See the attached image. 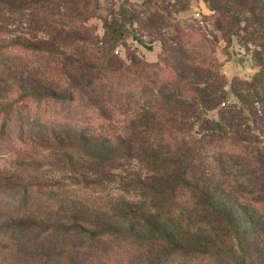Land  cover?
<instances>
[{
  "label": "trees",
  "instance_id": "16d2710c",
  "mask_svg": "<svg viewBox=\"0 0 264 264\" xmlns=\"http://www.w3.org/2000/svg\"><path fill=\"white\" fill-rule=\"evenodd\" d=\"M7 3L11 4L5 11L8 16L21 11L29 15L27 33L39 30L55 37L64 35L65 40L70 41L69 46L74 44L73 37L69 36L77 30L74 23L83 21L82 16L87 18L97 7V0H8ZM239 6L247 13L243 18L244 34L253 40L252 56L261 68L251 80L241 82L249 95L234 90L237 105L221 107L216 112L217 119L201 122L202 136L214 142L213 158L219 164L217 180L207 173L213 161L203 159L202 152L207 151L198 144L200 140H189L183 134L188 131L186 127L194 126L204 112L215 109L224 98V81L214 80L216 84L211 88L206 73L188 75L180 69L173 71V78L160 80L162 105L155 104V107L163 115L159 118L156 113L154 123L157 118V124L161 121L166 124L162 136L168 147H152L146 128L139 127L142 113L135 111L127 116L134 92L140 95L145 92V83L139 82L133 87L116 83L109 91L106 83L101 85L93 79L95 70L102 69L98 65H106L110 71L129 66L112 54V50L122 44L120 37L124 29H109L110 24H107L108 38L101 46L103 53L89 62L90 67L85 68L83 74L80 72L81 79L74 84L76 91L84 90L86 85L98 90L107 88L105 99L100 100L92 93L80 94L74 99L72 93L58 95L52 87L46 91L21 89L19 101L22 98L50 100L60 107L76 102L79 114L91 112V116L94 115L91 121L77 126L71 113L55 117L43 111L30 120L29 126L34 129L49 130V134L60 129L59 133L66 135L62 137L84 143L91 134L100 136L104 146L112 143L109 157L92 154L98 163L90 161L88 151L85 155L73 151L65 153L68 162L82 170L77 176L79 181L86 178V173L94 171L99 176L95 182L102 184L105 180L101 176L104 177L106 170L101 168L110 162H114L113 168L123 172L130 162L136 161L139 165V171L130 173L131 181L119 182L121 187L117 194L100 191L101 196L95 200L87 193L77 195V189L65 184L64 179L48 180L42 192L47 200L40 204L47 206L48 219L24 227L34 230L35 236L45 234L48 241H43L38 251L28 255L33 257L24 264H174L176 261L169 263L173 256L179 258L177 264H199L197 261L202 264H264V0H247ZM232 13L231 18H234L236 9ZM86 56L94 55L88 52ZM132 59L131 56V62ZM141 64L143 68L144 64L157 62ZM221 102L225 106V102ZM105 104L115 106L122 118H115L113 112L106 111ZM1 107L9 110L11 103ZM172 107H175L174 112H171ZM102 126L105 131L100 129ZM250 130H256L258 135L250 136ZM237 165L240 167H233ZM227 167L235 172L243 170L245 184L226 187L229 176H234ZM251 173L255 174V179L248 178Z\"/></svg>",
  "mask_w": 264,
  "mask_h": 264
},
{
  "label": "rangeland",
  "instance_id": "374dc122",
  "mask_svg": "<svg viewBox=\"0 0 264 264\" xmlns=\"http://www.w3.org/2000/svg\"><path fill=\"white\" fill-rule=\"evenodd\" d=\"M244 1L247 0H97L94 12L87 18L82 16L83 21L80 19V23H74L77 30L69 33L74 44L69 46L70 41L65 40L64 35L55 37L39 30L27 33L26 19L29 15L21 11L8 16L5 11L11 4L7 3L8 0H0V264L27 263L33 255L27 256L38 251L43 241H48L45 234L35 236L34 230L24 228L32 222L37 223V220L48 219L47 206L40 205L47 200L42 192L46 190L45 183L48 180L64 179L65 184L77 189V195L87 193L95 200L101 196L100 191L107 195L117 194L121 187L119 182L131 181L130 173L139 171L136 161L130 162L124 172L120 168H113L114 162H110L101 168L106 170L104 177L101 176L105 180L102 184L95 182L94 179L99 176L94 171L86 173L88 177L79 181L77 176L82 170L68 162L65 153L73 151L85 155L88 151L91 157L95 153V156L102 153L109 157L112 143L104 146L100 136L91 134L86 143L79 140H74V143L69 137H62L64 134L62 131L59 133L60 129H54L51 134L49 130L34 129L29 126L30 120L43 111L55 117H65L71 113L75 119L73 123L77 126L91 121L94 115L91 116V112L79 114L76 102L60 107L51 104L50 100L40 102L33 98H22L19 101L21 89L46 91L52 87L58 95L72 93L74 99L80 94L85 96L89 93L100 100L105 99L108 96L105 92L107 88L98 90L86 85L83 88L85 91H76L74 84L81 79L78 77L81 76L80 72L83 74L84 69L90 67L89 62L103 53L101 46L108 38L107 24H110L109 29H124L120 37L122 44H118L112 54L129 66L124 70L110 71L106 65H98L102 69L95 70L96 77L93 79L101 85L106 83L109 91V87L116 83L127 87L145 83V92L141 95L134 92L127 116L135 111L142 113L139 127L146 128L152 147L164 149L167 146L162 136L166 124L162 121L157 124V118V125L154 123L156 113L159 118L163 115L155 107V104L162 105L160 80L173 78V71L180 69L188 75L206 73L211 88L218 79L224 81V98L215 109L204 112L194 126L186 127L188 131L183 134L189 140H200L198 144L207 151L202 152L203 159L213 161L208 165L207 173L217 180L219 164L213 158L214 142L202 136L201 122L204 119H217L216 112L221 107L225 109L237 105L234 90L249 95L241 82L251 80L261 68L252 56L254 42L244 34L243 18L247 13L239 8ZM216 8L219 11L222 9V13L219 14ZM233 9H236V14L231 18ZM225 13L228 14L225 16ZM76 51L80 54H76ZM88 52L94 56H86ZM142 62L157 64H144L142 68ZM221 101L225 102V106H222ZM7 103H11L9 110L1 107L7 106ZM152 105L153 108L150 107ZM105 107L106 111L113 112L115 118H122L115 106L105 104ZM174 108L171 112H174ZM166 117L169 118L168 115ZM85 118L88 120L84 121ZM100 129L105 131L103 126ZM248 133L254 137L258 135L256 130ZM90 161L99 162L94 157ZM227 171L234 176H229L228 182L223 178L226 187L245 184L243 170L235 172L232 167H227ZM251 174L248 178L255 179V174ZM245 188L251 190L248 186ZM179 261L177 256H173L169 263L177 264ZM196 263L202 264L200 261Z\"/></svg>",
  "mask_w": 264,
  "mask_h": 264
}]
</instances>
